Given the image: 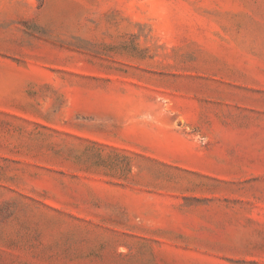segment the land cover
Returning a JSON list of instances; mask_svg holds the SVG:
<instances>
[{
    "label": "rangeland",
    "instance_id": "obj_1",
    "mask_svg": "<svg viewBox=\"0 0 264 264\" xmlns=\"http://www.w3.org/2000/svg\"><path fill=\"white\" fill-rule=\"evenodd\" d=\"M0 264H264V0H0Z\"/></svg>",
    "mask_w": 264,
    "mask_h": 264
}]
</instances>
